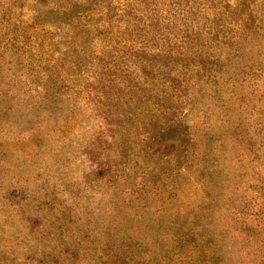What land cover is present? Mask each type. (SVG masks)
Segmentation results:
<instances>
[{
    "label": "rangeland",
    "instance_id": "1",
    "mask_svg": "<svg viewBox=\"0 0 264 264\" xmlns=\"http://www.w3.org/2000/svg\"><path fill=\"white\" fill-rule=\"evenodd\" d=\"M0 264H264V0H0Z\"/></svg>",
    "mask_w": 264,
    "mask_h": 264
}]
</instances>
